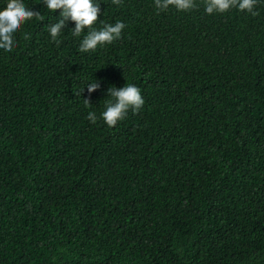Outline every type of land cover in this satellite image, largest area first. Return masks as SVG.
<instances>
[{
	"label": "trees",
	"instance_id": "trees-1",
	"mask_svg": "<svg viewBox=\"0 0 264 264\" xmlns=\"http://www.w3.org/2000/svg\"><path fill=\"white\" fill-rule=\"evenodd\" d=\"M23 2L45 19L0 49V264H264V0H99L94 27H126L94 52L72 21L58 46L60 10ZM126 83L144 105L108 127Z\"/></svg>",
	"mask_w": 264,
	"mask_h": 264
},
{
	"label": "clouds",
	"instance_id": "clouds-1",
	"mask_svg": "<svg viewBox=\"0 0 264 264\" xmlns=\"http://www.w3.org/2000/svg\"><path fill=\"white\" fill-rule=\"evenodd\" d=\"M43 3L49 12L60 10L58 21L48 26L51 39L58 46L61 43L58 37L68 21L75 24V27L70 29L74 37H80L85 29L88 30L80 43V52H94L98 47L112 44L122 38V30L126 25L121 21L114 24L105 23L99 29L94 27L101 12L99 0H43ZM112 3L119 6L122 0H112ZM257 3L258 0H204V8L209 15L225 13L233 8L257 15L254 10ZM154 4L158 12L166 11L170 6L181 12H188L198 7L195 0H154ZM32 19L44 21L45 17L40 11L27 7L23 0H7L6 7L0 9V49L11 52L16 46L15 34L23 24ZM23 38L29 40L31 34L25 33ZM99 88L98 81L87 84L89 94ZM107 93L110 99L105 102V110L101 113V118L108 127L116 126L127 116L129 110L136 113L144 105L140 88L132 83H126L125 86L119 88L110 87ZM84 103L85 106L91 105L89 99H85ZM88 119L95 123L96 113L89 112Z\"/></svg>",
	"mask_w": 264,
	"mask_h": 264
}]
</instances>
